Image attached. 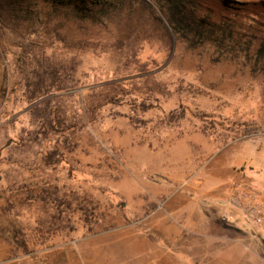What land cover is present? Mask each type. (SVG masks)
I'll use <instances>...</instances> for the list:
<instances>
[{
  "label": "rangeland",
  "instance_id": "obj_1",
  "mask_svg": "<svg viewBox=\"0 0 264 264\" xmlns=\"http://www.w3.org/2000/svg\"><path fill=\"white\" fill-rule=\"evenodd\" d=\"M52 1L0 0V248L6 218L26 217L27 252L50 247L51 264H164L129 224L151 215L126 207L164 200L169 171L205 177L232 148L169 162L172 136L133 128L209 122L242 87L264 92V0H182L194 32L180 33L165 16L175 0L91 18ZM251 234L230 264H264Z\"/></svg>",
  "mask_w": 264,
  "mask_h": 264
},
{
  "label": "crops",
  "instance_id": "obj_2",
  "mask_svg": "<svg viewBox=\"0 0 264 264\" xmlns=\"http://www.w3.org/2000/svg\"><path fill=\"white\" fill-rule=\"evenodd\" d=\"M149 114L145 113L147 117ZM209 117V122L199 117L180 121L175 127L171 123L156 127L152 122L146 129L133 128L161 135L163 139L172 136L167 142L161 140L169 162L212 157L220 145L232 148L205 177L197 179L195 174L185 176L182 170L169 171L168 180L163 179L162 183L173 184L164 200L136 201L126 207L129 212L145 211L147 216L151 215L144 226L138 219L129 224L143 238L146 253L164 264H230L232 257L244 254V248L250 249L249 243L255 237L251 230L258 231V239L264 237L263 228L245 219L242 200L249 192L264 202V92H258L254 86L242 87L228 107L212 110ZM147 187L158 193L161 185L148 180ZM151 195L155 199L156 194ZM6 223V247L0 248V264H30L33 256L38 264H51L46 253L52 248L40 245L36 251L27 252L26 217L6 218ZM182 257L184 260H179Z\"/></svg>",
  "mask_w": 264,
  "mask_h": 264
},
{
  "label": "trees",
  "instance_id": "obj_3",
  "mask_svg": "<svg viewBox=\"0 0 264 264\" xmlns=\"http://www.w3.org/2000/svg\"><path fill=\"white\" fill-rule=\"evenodd\" d=\"M141 1H143L146 4L152 1H155L156 3H159V2L161 3V1L163 0H141ZM52 2L54 3L55 7L63 6L65 10L70 11L71 13L77 14L78 16H81L83 18H91L93 13H96L95 16H107V15H110L111 13L122 10L127 2L130 4H133L134 2H138V1L137 0H53ZM170 5H173V6L169 7L166 12H165L164 7L161 6V9L162 11L165 12V16L170 22V24L174 26L173 28L176 31V33L177 31L180 33V31L177 30L175 26H177L178 29L182 28L183 26V30H191V32H194L191 26V23H188V25H183L182 21H183V18H185L184 15L180 16L179 18L177 17L178 14L182 11V9L184 11L185 6L182 3V0H175L174 2L172 1ZM197 22L202 27L204 25H207L208 23L207 21L203 19ZM216 28L218 31L221 32L223 36L226 34L228 30L225 24L217 26ZM199 29H197L196 31V34L198 35V37H201V36L205 37L206 35L201 33Z\"/></svg>",
  "mask_w": 264,
  "mask_h": 264
},
{
  "label": "built area",
  "instance_id": "obj_4",
  "mask_svg": "<svg viewBox=\"0 0 264 264\" xmlns=\"http://www.w3.org/2000/svg\"><path fill=\"white\" fill-rule=\"evenodd\" d=\"M242 200H244L245 218L257 227L264 229V202H261L258 195L249 192L243 195Z\"/></svg>",
  "mask_w": 264,
  "mask_h": 264
}]
</instances>
